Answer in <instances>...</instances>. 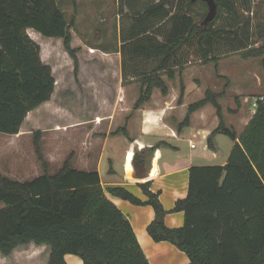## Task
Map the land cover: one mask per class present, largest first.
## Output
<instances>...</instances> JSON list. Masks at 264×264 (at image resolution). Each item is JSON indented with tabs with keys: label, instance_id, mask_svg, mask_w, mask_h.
Instances as JSON below:
<instances>
[{
	"label": "trees",
	"instance_id": "trees-1",
	"mask_svg": "<svg viewBox=\"0 0 264 264\" xmlns=\"http://www.w3.org/2000/svg\"><path fill=\"white\" fill-rule=\"evenodd\" d=\"M241 1V11L252 15L251 25L235 31L216 28L224 9L233 20L243 16L234 0H217V17L207 27L202 26L205 15L194 12L199 2L207 10L200 0H159L135 16L121 48L123 85L141 87L135 110L150 102L155 90L168 95L165 78L174 80L190 68L217 65L233 55H264V46L254 47L264 42V0ZM29 30L61 39L76 75L79 70L71 26L57 0H0V133L9 136L20 133L28 114L48 103L56 88L53 70L42 61L41 47ZM152 58L155 65L140 68L142 59ZM208 104L220 119L209 148L215 149L216 134L235 144L226 165L190 169L188 195L175 208L185 213L183 227L165 226L159 195L148 184L142 186L147 202L121 187L107 190L135 205H151L156 218L148 227L150 236L177 246L189 264H264V100L240 136L227 125L218 97L210 92L189 107L180 126H188L192 114ZM124 132L121 128L114 134ZM35 150L43 175L19 182L0 173V203L5 206L0 210V255L9 257L34 244L50 249L48 264H67L69 254L83 264H150L130 220L106 196L99 172L74 169L70 157L51 175L37 139Z\"/></svg>",
	"mask_w": 264,
	"mask_h": 264
},
{
	"label": "crops",
	"instance_id": "crops-1",
	"mask_svg": "<svg viewBox=\"0 0 264 264\" xmlns=\"http://www.w3.org/2000/svg\"><path fill=\"white\" fill-rule=\"evenodd\" d=\"M33 40L37 42V39ZM57 40H60L63 46V41ZM91 51L94 52L93 49ZM101 53L105 57L108 56L107 58L115 59L117 78L108 84L109 92L105 94V101L111 109H102L99 103H95L93 113L86 115L85 120H82L83 116L72 120L74 125L78 124V131L72 132L70 138L63 137L60 142L56 136V156L61 153V168L71 157L74 169L99 172L106 196L130 220L150 264H189V257L177 246L165 241L156 242L150 236L148 227L156 218L155 209L151 205H135L112 195L107 189L121 187L142 202H147L149 198L142 186L148 184L149 190L159 195L165 210V226L169 229L183 227L185 213L175 211V208L177 203L188 195L190 169L226 165L235 144L230 138L216 134L213 143L215 149L209 148L208 139L220 125L217 110L211 104L194 112L190 124L186 128L181 127L189 107L204 100L209 90L223 94L226 89V96L219 99V102L225 106L223 109L227 125L235 128L240 136L258 106V101L254 102L255 97L247 95L245 98L244 92L259 89V84L249 69L245 71V68L241 70V67H238V64H241L240 57H230L221 60L217 65L190 68L177 75L174 80L165 78L169 86L168 95L164 96L160 90H155L151 101L141 109L135 110L140 85H123L121 55L112 54L110 51ZM66 56L72 60L67 52ZM232 60H235V67L229 71L223 64L232 63ZM42 61L54 68L48 59L42 57ZM100 70L102 71L101 68ZM218 72L222 77H232L233 81L222 83V80H217ZM210 74L216 78L212 86L209 83ZM261 86L264 87L262 84ZM230 97H233V107L229 105ZM238 97H241L239 103ZM230 109L234 112L230 113ZM23 128L24 126L20 133L13 137L22 134ZM121 128H125L124 133L114 134ZM196 139L199 141L196 142ZM70 145L73 152L66 156L64 153ZM155 147L157 148L152 151ZM60 148L62 152L58 150ZM137 155L142 162L135 160ZM217 161L220 162L217 164ZM137 164L143 165L140 173L136 169ZM143 174L145 177H142ZM49 257L50 249L47 246L30 244L17 248L11 256L2 258L0 264H48ZM27 258H31V261H25ZM65 259L67 264H83L75 255H66Z\"/></svg>",
	"mask_w": 264,
	"mask_h": 264
},
{
	"label": "rangeland",
	"instance_id": "rangeland-1",
	"mask_svg": "<svg viewBox=\"0 0 264 264\" xmlns=\"http://www.w3.org/2000/svg\"><path fill=\"white\" fill-rule=\"evenodd\" d=\"M157 1L159 0H57L59 8L71 26L72 46L78 49L79 70L77 75L74 72V61L66 56L60 40L45 38L35 31L31 32L32 30L28 32L31 38L37 39L36 43L41 47V58L48 59L53 64L54 68H51L57 85L52 99L28 116L23 125L22 134L13 137L0 133V173L3 176L15 181L26 182L44 174L35 150L36 139L40 142L44 159L49 164V173L54 175L58 172L62 162L61 153L56 156V136L59 137L60 142L63 141V137L70 138L72 132L78 131V124L74 125L72 120L75 117L77 119L82 118V116V120H85L86 115L93 113L95 103H99L102 109H111L109 103L107 104L105 101V94L108 91V84L117 78L115 59L107 58L108 56L105 57L101 52L110 51L112 54L121 55L122 62L121 48L124 45L123 41L129 35V30L134 25L135 16L141 14L149 5ZM234 1L237 4V9L241 11L242 1ZM194 12L206 16L208 8L206 10L203 4L199 2L194 8ZM241 13L243 16H240L237 21V19L231 18L235 16L229 15L226 9L222 10V18L217 22L216 28L235 31L237 28L241 29L244 23L251 25L252 15L248 12L241 11ZM168 27V25L165 26V28ZM158 38L162 40L160 36ZM219 43L226 44V41L221 40ZM263 46L264 42H260L254 47ZM230 57H240L241 64H238V67H241V70L245 68V71L249 69L259 84V89H254V91L250 89L244 92L243 97L254 96V102H259L264 97V87L261 86V84L264 85V55L256 58H243L239 55ZM244 60H246V64ZM233 61L235 60L223 65L232 71L235 67ZM156 62L157 60L154 58L146 61L142 59L139 66L140 68L147 65L152 66V63L155 65ZM209 76L211 77L209 83L212 86L216 78L213 74ZM259 79L262 81L261 83ZM217 80H222V83H225L224 81L231 83L233 78L222 77L218 72ZM208 92L216 95L218 101L227 94L226 89L223 94L212 90ZM230 96H235V94H230ZM240 98L238 97L237 103H239ZM229 99H231L228 100L231 107L233 97ZM221 107L225 106L221 105ZM229 112L234 111L230 109ZM223 137L225 138V136ZM226 140L228 141V138ZM198 141L196 139V142ZM58 150L63 151L61 148ZM72 150L70 145L64 155L69 156L72 154ZM137 158L139 159L138 155ZM71 165L73 166L72 163ZM4 208V204L0 203V210ZM2 258L4 257L0 255V261ZM25 261H31V258H27Z\"/></svg>",
	"mask_w": 264,
	"mask_h": 264
},
{
	"label": "water",
	"instance_id": "water-1",
	"mask_svg": "<svg viewBox=\"0 0 264 264\" xmlns=\"http://www.w3.org/2000/svg\"><path fill=\"white\" fill-rule=\"evenodd\" d=\"M199 0H191L192 4L198 2ZM203 3H205L208 6V13L205 16V19L202 22L203 27H207L212 21H214L218 14V3L217 0H200ZM137 171L140 173L143 169L142 164L136 165ZM142 177H145V174L142 175Z\"/></svg>",
	"mask_w": 264,
	"mask_h": 264
},
{
	"label": "built area",
	"instance_id": "built-area-1",
	"mask_svg": "<svg viewBox=\"0 0 264 264\" xmlns=\"http://www.w3.org/2000/svg\"><path fill=\"white\" fill-rule=\"evenodd\" d=\"M264 100V97H262L261 99H260V101H263ZM255 106H257V104H255Z\"/></svg>",
	"mask_w": 264,
	"mask_h": 264
}]
</instances>
